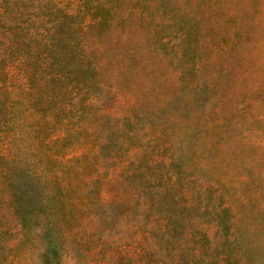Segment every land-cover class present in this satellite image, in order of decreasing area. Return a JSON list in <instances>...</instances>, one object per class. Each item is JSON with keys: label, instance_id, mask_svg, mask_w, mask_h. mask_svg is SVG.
Wrapping results in <instances>:
<instances>
[{"label": "rangeland", "instance_id": "rangeland-1", "mask_svg": "<svg viewBox=\"0 0 264 264\" xmlns=\"http://www.w3.org/2000/svg\"><path fill=\"white\" fill-rule=\"evenodd\" d=\"M54 1L110 18L106 98L18 107L44 205L0 193V264H264V0Z\"/></svg>", "mask_w": 264, "mask_h": 264}, {"label": "trees", "instance_id": "trees-1", "mask_svg": "<svg viewBox=\"0 0 264 264\" xmlns=\"http://www.w3.org/2000/svg\"><path fill=\"white\" fill-rule=\"evenodd\" d=\"M34 3L0 0V150L6 152H0V193L44 205V197L33 185L41 176L29 169L13 146L31 131L18 107L24 113L50 117L54 124H68L77 118L74 113L79 112L77 120H81L90 105L106 98L102 76L109 54L102 28L111 22L107 15L98 18L87 10L86 23L79 13L54 0ZM11 66H16L24 83L9 74ZM11 88L19 90V99H11ZM117 120L130 126V118ZM46 254L57 257L52 249L47 248Z\"/></svg>", "mask_w": 264, "mask_h": 264}]
</instances>
